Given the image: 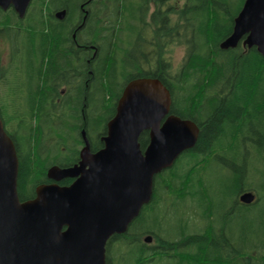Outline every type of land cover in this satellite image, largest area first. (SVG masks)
<instances>
[{
    "label": "trees",
    "instance_id": "1",
    "mask_svg": "<svg viewBox=\"0 0 264 264\" xmlns=\"http://www.w3.org/2000/svg\"><path fill=\"white\" fill-rule=\"evenodd\" d=\"M174 1L31 0L23 18L0 8V117L18 157L19 198L49 181L50 166L78 162L82 130L90 150L100 149L125 83L155 77L170 91V112L194 121L199 134L154 176L152 198L126 232L108 239L106 264H264V56L241 43L219 47L244 0ZM81 5L89 16L73 38ZM90 40L88 80L87 55L73 45ZM172 45L184 47L176 68ZM147 141L144 131L141 147ZM211 161L231 169L230 190L217 200L202 178ZM241 191L254 201H237ZM234 209L257 212L254 239L235 235L226 218Z\"/></svg>",
    "mask_w": 264,
    "mask_h": 264
},
{
    "label": "water",
    "instance_id": "2",
    "mask_svg": "<svg viewBox=\"0 0 264 264\" xmlns=\"http://www.w3.org/2000/svg\"><path fill=\"white\" fill-rule=\"evenodd\" d=\"M30 2L0 0V8L11 7L23 18ZM238 43L264 56V0H244L219 47ZM170 106V91L158 78L131 79L106 123L103 146L91 151L82 130L78 162L50 166V182L36 185L26 200L18 195V157L0 117V264H106L108 239L126 232L150 202L154 176L197 140L198 125L171 113ZM144 131L148 141L141 147ZM65 178L72 181L60 184ZM237 199L249 204L255 194L244 191Z\"/></svg>",
    "mask_w": 264,
    "mask_h": 264
},
{
    "label": "rangeland",
    "instance_id": "3",
    "mask_svg": "<svg viewBox=\"0 0 264 264\" xmlns=\"http://www.w3.org/2000/svg\"><path fill=\"white\" fill-rule=\"evenodd\" d=\"M153 9L152 4L150 5V10ZM3 44L0 41V55L1 59H4V51H3ZM184 55V47L182 45H172L171 49V60L173 64V68H176L182 60V57ZM1 92H3V87H1ZM2 103V100L0 99V104ZM102 130V127H100V131ZM231 169L226 167L225 164H220L217 161H211L208 163L205 171L202 173V178L206 182H208V186L210 187V192L215 194L212 196L214 200H217L218 194H224L230 190L231 187ZM29 192V191H28ZM217 194V195H216ZM227 206L231 207V200L227 199ZM189 213L193 211V208L187 207ZM257 212L252 211L251 214H240L236 211V209L232 210L229 213V216L226 218L231 219V225L233 226V231L235 232L236 236H240L243 231H245V234L248 235L247 237L250 239H254L253 230L258 226L257 223ZM175 224V219L173 220V225ZM166 225H170L167 221ZM173 227V226H172ZM169 228V230L172 229Z\"/></svg>",
    "mask_w": 264,
    "mask_h": 264
},
{
    "label": "flooded vegetation",
    "instance_id": "4",
    "mask_svg": "<svg viewBox=\"0 0 264 264\" xmlns=\"http://www.w3.org/2000/svg\"><path fill=\"white\" fill-rule=\"evenodd\" d=\"M88 1H90V0H88ZM174 3H175V1L174 0H170V2H169V4H171V5H174ZM152 4V6H153V9H154V7H155V4L154 3H151ZM150 4V5H151ZM81 9H80V15H79V23L75 26V28H74V32H73V34H72V37L73 38H75V36H76V32H78L82 27H84V23H85V21L87 20V17L89 16V13H88V10L86 9V7H84V6H82L81 5V7H80ZM153 9L152 10H150L149 9V12H151V11H153ZM61 10H64V9H61ZM149 15V14H148ZM63 18H64V15H63ZM63 18H61V19H63ZM73 47H74V51H76L77 53H80V50H84L83 52H85V54L87 55V58H86V63L89 65V67L87 68V74H88V77H87V79L89 80V76L91 75V58L93 57V54H94V45L93 44H91V40H90V42L88 43V44H83V43H80V42H75L74 43V45H73ZM91 49L93 50V54L91 55ZM132 58V61L134 60V56H132L131 57ZM136 62L137 63H140L141 62V55H139V57H138V59L136 60ZM125 70L124 71H126L127 72V74H129V73H131V71L134 69L133 68V64L132 63H129V62H127L126 63V65H125ZM129 81V80H128ZM127 83V82H126ZM125 83V84H126ZM125 86V85H124ZM124 88V87H123ZM123 90V89H122ZM145 132H147V131H145ZM81 135H82V133H81ZM147 135H148V132H147ZM48 182H50V180L48 181ZM42 183H47V182H42ZM241 192H243V191H241ZM241 192H239L238 194H237V196L241 193ZM236 199H237V197H236ZM238 201V200H237ZM146 236H148V235H146ZM145 236V237H146ZM149 236H151V235H149ZM144 237V238H145ZM143 238V239H144ZM153 238V237H152ZM151 238V239H152ZM151 242V241H150ZM150 244V243H149Z\"/></svg>",
    "mask_w": 264,
    "mask_h": 264
}]
</instances>
